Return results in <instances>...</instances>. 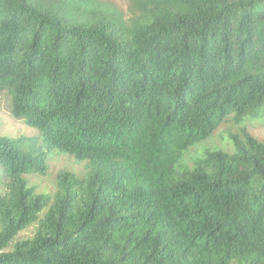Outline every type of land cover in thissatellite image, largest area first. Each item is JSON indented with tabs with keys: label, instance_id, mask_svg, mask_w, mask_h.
I'll return each instance as SVG.
<instances>
[{
	"label": "trees",
	"instance_id": "obj_1",
	"mask_svg": "<svg viewBox=\"0 0 264 264\" xmlns=\"http://www.w3.org/2000/svg\"><path fill=\"white\" fill-rule=\"evenodd\" d=\"M127 2L0 0V264H264V0Z\"/></svg>",
	"mask_w": 264,
	"mask_h": 264
},
{
	"label": "rangeland",
	"instance_id": "obj_2",
	"mask_svg": "<svg viewBox=\"0 0 264 264\" xmlns=\"http://www.w3.org/2000/svg\"><path fill=\"white\" fill-rule=\"evenodd\" d=\"M123 10L127 8V0H113ZM251 134L264 142V113L255 118H246L241 124ZM232 124H222L211 136L208 141H201L184 151L180 158V163L184 167L191 168L193 161L203 155L206 149L223 148L227 152L232 151V146L228 140V131H234ZM36 131L27 127L21 119L12 116L10 109V100L5 94H0V135H33ZM66 169L74 173H81L84 169V162H77L71 156L54 153L47 160V172L45 175L26 176L30 185L36 186L38 192L53 193L55 189V175L59 170ZM5 191V184H0V193ZM35 224L22 230L17 239L31 237L34 232ZM13 242L10 243L11 249Z\"/></svg>",
	"mask_w": 264,
	"mask_h": 264
}]
</instances>
